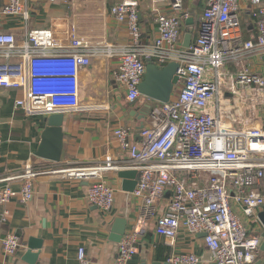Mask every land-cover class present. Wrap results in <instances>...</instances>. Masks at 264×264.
<instances>
[{"label": "built area", "instance_id": "2783aa9c", "mask_svg": "<svg viewBox=\"0 0 264 264\" xmlns=\"http://www.w3.org/2000/svg\"><path fill=\"white\" fill-rule=\"evenodd\" d=\"M2 1V15L29 19L24 0ZM163 1L174 14L153 10L157 36L150 42L141 39L138 0H122L110 9L114 21L126 28L129 39L124 45L90 43L68 25L61 30H31L20 42L12 34L0 33V88L21 92L14 106L26 117L93 110L81 104L79 73L95 56L118 59L112 78L128 103L142 97L138 87L148 60L159 67L178 65L176 93L166 104L154 102L150 125L139 134L141 142L133 140L131 128L113 132L128 166L112 164L110 158L102 165L74 168L26 163L13 179L21 182L18 191L0 188V207L12 200L30 202L35 179L56 176L86 181L88 203L109 211L115 191L104 174L136 171L131 195L140 202V226L156 218L155 233L170 245L181 227L204 235L202 241L214 264H256L258 215L264 211V130L226 125L222 99L226 81L231 80L236 94L254 91L264 107V0H204L196 37L188 48L180 40L184 22L190 19V13L183 11L185 0ZM246 33L254 34L246 38ZM253 56L262 60L258 73L247 65ZM231 65L237 67L233 74L225 71ZM165 194H169L165 211L158 214L157 205ZM7 214L3 211V217ZM139 234L138 228L125 233L114 264H132ZM0 247L5 255L14 256L22 243L7 234ZM76 259L77 264H89L83 248ZM167 262L198 264L199 259L193 254H172Z\"/></svg>", "mask_w": 264, "mask_h": 264}, {"label": "crops", "instance_id": "0c3cea01", "mask_svg": "<svg viewBox=\"0 0 264 264\" xmlns=\"http://www.w3.org/2000/svg\"><path fill=\"white\" fill-rule=\"evenodd\" d=\"M24 1L29 12L27 21L2 15L4 3L0 0V33L12 34L17 42L31 30L52 27L61 30L66 25L75 28L80 37L93 44L119 46L128 42L125 26L117 24L110 15L111 7L122 0H70L68 4L51 3L49 0ZM203 1L183 2V11L190 13L192 25L186 26V21L184 22L181 45L186 30L191 33V43L195 40L194 25L198 23ZM138 2L141 39L143 42L153 41L157 36L154 22L156 13L153 10L158 9L159 13L167 15L174 12L168 2L163 0L156 3L152 0ZM253 34L246 33L245 36L249 38ZM117 65V58L110 59L100 55L93 57L91 64L81 69L80 101L83 106L94 109L79 114H64L62 150L58 163L35 156L46 127L45 117H26L14 106L15 101L21 98V92L0 88V188L10 186L18 191L21 182L13 179L21 174L26 163L35 167L74 168L102 165L110 158L112 164L129 165V159L119 149L113 132L118 127L131 128L133 140L140 143L141 138L135 134L140 121L130 114L134 109L142 107L147 100L141 97L132 108L129 107L124 90L112 78ZM247 65L256 73L263 68L258 56L250 58ZM236 70L237 67L233 65L225 68V71L232 74ZM233 85V81H226L223 93L225 99L230 98L235 108L248 102L251 109L260 105V109L254 112L256 126L239 129L264 130V107L260 94L247 90L238 95ZM143 124L144 127L150 125L149 115ZM117 173L104 174V180L115 191L114 203L109 211H102L88 203L86 181L56 176L36 178L30 202L23 205L12 200L0 207V240L7 234H13L22 243L14 256L5 255L0 247V264H29L25 253L30 239L41 241V249L34 264H77L76 256L80 248L85 250L89 264H114L118 243L112 242L110 238L112 228L120 218L127 221L126 233L135 228L140 229L136 243L138 252L132 264H168L167 259L172 254H193L199 259L198 264H214L202 241V235H193L181 227L174 244L170 245L165 237L155 233L156 218L140 226V202L131 193L122 191ZM168 195L165 194L164 199L158 203V214L165 211ZM3 211L8 212L4 217ZM262 232L261 227L259 235ZM256 264H264V252H259Z\"/></svg>", "mask_w": 264, "mask_h": 264}, {"label": "water", "instance_id": "95a60500", "mask_svg": "<svg viewBox=\"0 0 264 264\" xmlns=\"http://www.w3.org/2000/svg\"><path fill=\"white\" fill-rule=\"evenodd\" d=\"M185 23L186 26H191L192 20L189 19ZM190 45L191 33L189 30H186L182 46L184 48H188ZM177 68L178 65L175 63L159 67L150 60L146 62L144 77L138 87V90L140 95L146 98L147 101L142 107L134 109V114H130L131 116L137 117L138 121H140V125L136 129L135 134L139 135L141 133L144 127L143 121L149 115V111L154 102L166 104L170 101L178 83V77L176 76ZM135 104L136 101L129 103V107L132 108ZM63 120V114L51 115L44 118L46 127L41 135L40 145L35 153L37 158L53 163H58L60 161L63 140ZM117 176L121 180L122 191L132 193L138 179L137 172L119 171ZM258 218L263 229V232L258 236L259 251L264 252V211L259 213ZM126 226L127 221L123 218H120L115 222L110 238L112 242L119 243L121 241L122 237L126 233ZM40 249L41 241L30 239L25 253V258H27L26 260L29 264H34Z\"/></svg>", "mask_w": 264, "mask_h": 264}, {"label": "rangeland", "instance_id": "374dc122", "mask_svg": "<svg viewBox=\"0 0 264 264\" xmlns=\"http://www.w3.org/2000/svg\"><path fill=\"white\" fill-rule=\"evenodd\" d=\"M82 11H84V7L81 6ZM223 104V112H224V123L226 125H230L234 128H254L256 126V115L254 112L260 109V105H256L255 108H250V105L246 103V105L242 107L235 108L233 106V102L230 98L222 99ZM154 104V103H153ZM152 104V105H153ZM262 226L260 225V228Z\"/></svg>", "mask_w": 264, "mask_h": 264}, {"label": "trees", "instance_id": "16d2710c", "mask_svg": "<svg viewBox=\"0 0 264 264\" xmlns=\"http://www.w3.org/2000/svg\"><path fill=\"white\" fill-rule=\"evenodd\" d=\"M196 28H197V24L196 25H194V29L196 30Z\"/></svg>", "mask_w": 264, "mask_h": 264}]
</instances>
